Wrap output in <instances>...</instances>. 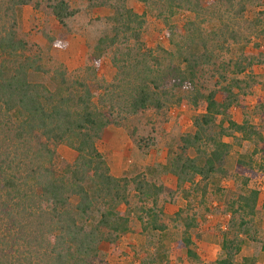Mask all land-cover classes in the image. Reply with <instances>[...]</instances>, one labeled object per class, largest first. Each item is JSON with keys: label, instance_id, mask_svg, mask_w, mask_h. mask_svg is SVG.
<instances>
[{"label": "trees", "instance_id": "obj_1", "mask_svg": "<svg viewBox=\"0 0 264 264\" xmlns=\"http://www.w3.org/2000/svg\"><path fill=\"white\" fill-rule=\"evenodd\" d=\"M32 1L0 0V264L99 263L103 236L112 242L111 235L117 237L129 229V217L120 206L128 204L131 191L151 203L141 208L143 215H137L142 229L162 231L165 224L159 216L163 210L157 202L165 186L142 173L112 175L97 141L109 124L122 125L120 119L127 115L180 104L182 98L176 93L181 90L193 93V105L202 101V110L193 115L194 130L181 136L180 151L167 164L177 183H197L204 189L214 177H224L222 162L232 148L225 137L239 133L256 143L235 162L233 180L242 191L228 205L229 226L238 214L236 227L246 232L244 227L259 203L258 190L248 184L258 174L253 154L260 153L258 167L264 168L262 132L246 118L236 122L231 117L236 94L230 86L205 93L196 88L195 66L203 52L184 53L181 62L169 68L140 40L148 6L165 4L157 15L169 29L172 9L195 10L198 0H139L145 5L140 14L120 0L105 18L113 22V33L99 36L88 63L72 71L62 63L46 68L42 57L19 36L17 13ZM95 4L110 5L107 0ZM46 7L61 25L76 13L69 0H47ZM167 33L172 37L173 32ZM45 37L51 45L64 44L49 34ZM120 38L127 43L123 47ZM112 48L110 60L117 73L106 82L99 79L96 68ZM255 62L264 64V52L247 58L246 65L239 62L237 71ZM42 74L46 81L36 79ZM91 82L96 83V90ZM56 144L73 149L74 160L55 165ZM187 148L194 154H187ZM185 210L174 214L173 219L184 226V236L175 247L185 248L194 257L187 231L196 220ZM228 233L221 230L223 252L212 264H235L234 255L242 242ZM261 249L264 252V244Z\"/></svg>", "mask_w": 264, "mask_h": 264}, {"label": "rangeland", "instance_id": "obj_2", "mask_svg": "<svg viewBox=\"0 0 264 264\" xmlns=\"http://www.w3.org/2000/svg\"><path fill=\"white\" fill-rule=\"evenodd\" d=\"M46 1L33 0L20 8L17 13L19 36L28 42L32 52L42 57L46 68L55 63L64 64L70 71L83 67L88 63L97 38L113 33V22L105 18L112 14L113 6L120 0H107L112 6L95 4L101 0H69L76 13L63 25L46 7ZM123 5L139 14L145 10V5L139 0H124ZM164 5L148 6L140 40L153 48L163 66L169 68L179 64L184 53L187 56L190 52L195 55L203 52L195 66L196 88L205 93L220 86H230L236 94L231 117L236 122L248 119L264 136V64L255 62L250 67L246 66L244 71H237L239 62L246 65L247 58L264 52L261 13L264 0H198V6L192 11L175 6L170 15L169 29L157 15L159 9L165 8ZM169 31L173 32L172 37H169ZM46 34L64 44L51 45ZM119 41L122 47L127 44L124 39ZM114 49L108 50L100 59L96 68L100 80L109 82L117 73L110 60ZM36 79L46 81V74L36 76ZM90 85L96 90V83L91 82ZM176 94L182 98L180 104L127 115L120 119L122 125L109 124L97 141L112 175L131 177L142 173L148 180L165 186L157 202L163 210L159 222L165 224V228L162 231L142 229L137 215H143L141 208L151 203L150 200L139 199L131 191L128 204L120 206V210H125L129 217V229L117 237L111 235L112 242L107 235L103 236L99 244L100 262L97 264H212L222 255L221 230L224 229L228 230L229 238L236 235L242 242L234 255L235 264H264L261 249L264 244V168L260 170L258 167L262 162L260 153L252 155L258 174L248 184L259 192L258 207L252 219L243 226L246 232L243 229L239 231L242 228L239 225L236 227L238 214L234 216L233 226H229L228 205L242 191L240 183L233 180L235 162L241 153L252 151L255 141L245 139L239 133L235 137H225L232 144L222 162L226 174L214 177L204 189L197 183L196 186L188 182L177 183L167 164L180 151L181 136L194 130L192 117L202 110V101L193 105V93L189 90ZM55 152L54 163L57 166L72 162L76 156V152L64 144H56ZM186 152L194 154L191 148ZM180 208L186 209L196 220V224L187 231L194 257L188 256L185 248L175 247L184 236L181 220L173 219Z\"/></svg>", "mask_w": 264, "mask_h": 264}]
</instances>
